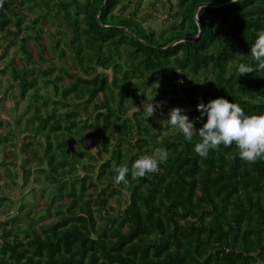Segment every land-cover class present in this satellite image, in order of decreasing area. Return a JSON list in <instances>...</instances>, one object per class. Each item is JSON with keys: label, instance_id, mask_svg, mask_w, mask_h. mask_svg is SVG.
<instances>
[{"label": "trees", "instance_id": "1", "mask_svg": "<svg viewBox=\"0 0 264 264\" xmlns=\"http://www.w3.org/2000/svg\"><path fill=\"white\" fill-rule=\"evenodd\" d=\"M230 1L177 0L178 19L170 30L157 33L142 26L134 17L136 10L133 16L114 14L119 0H0V43H6L5 54L28 18L26 27L36 32L35 40L43 31L37 29L39 22H56L57 15L66 23L59 22L60 28L69 29L67 21L71 22L69 34H73L66 42L53 40L54 50L60 49L63 58V42L69 48L71 67L61 63L12 67L22 97L36 89L38 74L53 82L56 92L59 80L67 75L69 81L61 85L62 100H52L55 105L45 114L41 108L49 98L39 102L44 96L35 90L29 96L34 100L28 101L30 113L23 118L13 112L14 123L7 122L8 135L15 133L16 115L17 126L22 120L29 122L30 130L21 129L29 131L22 148L28 152L24 161L36 160L37 170L55 185L49 204L56 208L58 219L35 225L40 209L31 216L32 209L25 210L23 203L21 210L27 212H18L0 226V264H264V157L246 162L235 143L201 157L194 151L198 130L188 141L160 110L168 130L163 136L162 122L151 123L146 111L128 115L153 81L173 82L180 71L186 75L185 94L196 107L190 118L200 116L201 99L207 103L219 96L234 100L247 114L264 113V71L242 76L237 71L241 63L254 64L251 43L264 31V0ZM201 4H209L198 11L203 33L195 41L184 40L199 33L196 11ZM63 32L56 30L60 37ZM31 38L25 34L21 45L28 61L32 53L26 41ZM178 40L182 41L159 49ZM109 69L111 80L104 72ZM55 70L60 72L51 78ZM31 72L37 75L30 76ZM13 88L10 84L5 95ZM170 93L165 98L158 95L166 110L181 102L173 83ZM59 104L66 110L58 112ZM206 119L196 120L195 127H202ZM88 140L93 146L101 143L98 157L86 150ZM76 142L77 149L68 150ZM160 150L169 155L157 171L132 175L136 159L149 154L158 158ZM104 153L111 155L105 158ZM81 163L86 172L80 175ZM96 163H100L97 171ZM119 167L129 171L126 182L117 184L113 178ZM25 173L27 177L32 171ZM24 221L25 229L20 223ZM10 222H18L16 228H9Z\"/></svg>", "mask_w": 264, "mask_h": 264}, {"label": "rangeland", "instance_id": "2", "mask_svg": "<svg viewBox=\"0 0 264 264\" xmlns=\"http://www.w3.org/2000/svg\"><path fill=\"white\" fill-rule=\"evenodd\" d=\"M126 5L125 9H122V5ZM178 5L177 0H119L118 5L114 8L113 13L114 14H120V12H123L126 15H132V12L134 10L137 11V14H135V18L142 24L143 27H145L147 30L148 28L154 29L157 33H160L162 30H170L173 23L178 19L176 16ZM72 12H76L74 8H72ZM152 14V15H149ZM133 16V15H132ZM33 17V16H32ZM80 17V16H79ZM64 18V17H63ZM55 19L56 22L51 21H44L41 20L39 24L37 25V29H42V35L40 37V40H35L33 36H35L36 32L31 31L27 29L26 25L30 23V19H26L23 23V29L20 34V36L16 39L13 46L7 51L5 54L4 48L6 43L1 44L0 43V198L3 197L5 200L0 201V226H3L5 222L10 221L12 217H14L18 212L23 211L27 212L25 210H28V208L32 209L31 216H35L34 209H40L39 217L36 221H34L35 225L45 224L49 223L55 219H58V215L56 213V208L54 205L49 204L50 200V194L53 192H56L55 185L53 182L46 179L42 172L38 171L36 164V160H31L29 163H25V158L28 156L27 150H23V144L25 142L29 141V138L26 136L28 135V132H22V128H26V130H30L29 122L27 125L25 124V121L22 120L21 125L17 126V115L15 116V130L14 134H7L8 130H11L7 122L10 120V124L14 123L13 120V112H17L21 115H24L23 118L27 116V111L30 113V109L28 110V101H34L33 97H29L32 91L39 90L40 93L43 94V99L39 100V102H43L44 99H48L47 103L41 108V111L43 114H45L48 109V111L53 108L55 105L52 100H62V84H68L69 78L67 75L62 80H59L58 85L60 86V91L58 90L56 92L54 88L53 82H46L47 77H42L40 74L37 75V73H30V76H34L35 74L38 76L39 84L36 87V89L31 90L30 95L26 97H22L19 91L18 81L13 77L12 74V67H17L19 69L25 68L26 66L29 69L32 68H45L49 66H53L54 64L61 63L64 64L67 67H71L72 61L70 59V50L66 47L67 38H73V34H69L71 31V22L68 20V26L69 29L60 28L59 22L66 24L60 16H56ZM67 26V25H66ZM57 29H63V35L60 37L58 34H56ZM30 33L32 34V38L29 39L27 42V47L32 53V60L28 61L26 59V56L23 52V49L21 48L22 45V38L25 34ZM54 35V37H53ZM58 38H61V40H64L63 44L61 45L65 51L66 56L63 58L61 56L60 49L54 50V41ZM54 40V41H53ZM66 47V48H65ZM5 70L4 72H1V70ZM74 68H72L71 73L75 74ZM103 70L102 68L100 69ZM39 71V70H36ZM59 70L51 71L50 77L55 78L56 75L59 74ZM104 72H107L109 74L110 80L112 77V70H106ZM173 75V74H172ZM173 82L170 81L169 83H156L153 81V83L146 89L145 95L142 97H139L135 100L136 105H134L128 112V115L130 116L133 111H142L144 113V103L147 104V101L151 99L149 102H152L153 104L157 105L156 113L153 116H150L152 118L151 123H159L162 122V119L159 118V111L161 113H167L164 105H162L159 102L158 95H161V98H165V95L171 94L170 89L172 86V83H174L175 75H173ZM186 76V75H185ZM186 79V78H185ZM10 84H14L13 93H9L5 95L6 89H8V86ZM154 89V90H153ZM9 90V89H8ZM141 91V90H140ZM139 91V92H140ZM10 92V90H9ZM4 99L2 101V99ZM58 112L59 111H65L66 109L62 107V104L56 105ZM115 106V104L113 105ZM147 114V113H146ZM158 115V116H156ZM167 116V114H166ZM22 119V117H20ZM13 120V121H11ZM163 128L161 129L162 135L168 133L167 127H164L165 123L162 122ZM171 131V130H170ZM9 136V137H8ZM15 137V139H14ZM6 138V139H2ZM43 143H46V137L42 138ZM2 142V143H1ZM12 142L14 144H12ZM78 142V141H77ZM75 143L72 145L68 150H70L72 147L73 149H77V144ZM87 145L89 146L88 149H86L89 154H92L95 157H98V151L101 149V143H99L98 146L91 145V142L88 140ZM48 147L47 145H45ZM44 146V147H45ZM77 151V150H76ZM111 155V154H110ZM110 155H106L104 153L103 157L109 158ZM107 156V157H106ZM86 159L90 160L91 158L89 156H86ZM84 162H87L86 160L82 159ZM5 163V165L1 166V163ZM101 163V162H100ZM100 163H96V171L98 170V166ZM26 164V166H25ZM46 162L43 163L44 166H46ZM25 166V167H23ZM6 167L9 168L10 173H12V178L14 179V182H11L6 177L7 170ZM31 170L32 173L29 174V176L26 177L25 171ZM78 172L80 175L83 174L84 171L82 168V163L78 166ZM97 174V172H96ZM70 175L66 176V179H68ZM65 178V176H64ZM73 178V177H72ZM112 181V180H111ZM75 182H77L75 177ZM79 184V183H77ZM45 191V192H44ZM127 193V191H125ZM64 200H69L65 198ZM123 201V197L121 198ZM62 201V200H61ZM60 201H57L56 203H59ZM26 204L27 208L25 210H21V205ZM114 203L111 204V206ZM124 204V202H123ZM51 206V207H50ZM125 206V205H124ZM119 206H115V211H117ZM50 209V212H46ZM113 212V211H111ZM99 221V220H98ZM100 222V221H99ZM21 226L25 229L27 228L28 222H20ZM18 224V222L16 223ZM16 224L14 225L12 222L9 223L8 227H14L16 228ZM1 228V227H0ZM1 241V240H0Z\"/></svg>", "mask_w": 264, "mask_h": 264}, {"label": "clouds", "instance_id": "3", "mask_svg": "<svg viewBox=\"0 0 264 264\" xmlns=\"http://www.w3.org/2000/svg\"><path fill=\"white\" fill-rule=\"evenodd\" d=\"M251 56L254 64H239L237 71L240 76L253 71H264V31L259 32L251 43ZM149 101L144 103L143 109L148 113V118L157 110V105ZM197 108L200 110V116L193 119L184 108L175 106L170 110L167 120L169 125L178 129L188 141L193 140V132L198 130L200 140L195 143L194 151L201 157H207L211 150L220 145L231 146L233 143L238 149L240 159L246 162H255L264 157V113L247 114L234 100L224 96L211 98L207 103L201 99ZM204 116L207 117L206 121L197 129L196 120ZM168 155L166 150H160L158 158L154 154L139 157L132 163V175L143 177L157 171L158 164L166 161ZM128 171L127 167L117 168L114 182H126Z\"/></svg>", "mask_w": 264, "mask_h": 264}, {"label": "built area", "instance_id": "4", "mask_svg": "<svg viewBox=\"0 0 264 264\" xmlns=\"http://www.w3.org/2000/svg\"><path fill=\"white\" fill-rule=\"evenodd\" d=\"M174 83L178 89V97L180 98V101H181L175 106H181L187 111L188 114L194 113L196 107L192 103L191 99L185 94L186 79H185V75L183 72L180 71L178 73V76H176V78L174 79ZM175 106L168 108L166 110L167 113L169 114L170 110ZM203 120H204V117L202 119H199V122H202Z\"/></svg>", "mask_w": 264, "mask_h": 264}, {"label": "water", "instance_id": "5", "mask_svg": "<svg viewBox=\"0 0 264 264\" xmlns=\"http://www.w3.org/2000/svg\"><path fill=\"white\" fill-rule=\"evenodd\" d=\"M106 1H107V0H106ZM235 1H236V0H232V1H230L229 3H233V2H235ZM226 4H227V3H226ZM203 5H209V4H201V5L198 7L197 11H196V19H197V23H198V26H199V33H198L196 36L192 37V38L184 39V40L195 41V40L198 39V38L201 36V34L203 33V27H202L201 21L199 20V17H198V11H199V9L201 8V6H203ZM182 40H183V39H182ZM182 40L175 41V42L171 43L170 45H168L167 47H160L159 49L164 50V49H166V48H168V47L174 46L175 44H177L178 42H180V41H182Z\"/></svg>", "mask_w": 264, "mask_h": 264}]
</instances>
